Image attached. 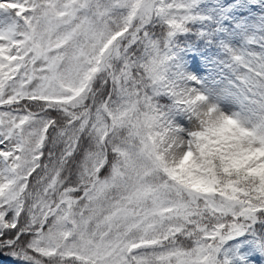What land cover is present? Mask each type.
<instances>
[{
    "label": "snow or ice",
    "instance_id": "obj_1",
    "mask_svg": "<svg viewBox=\"0 0 264 264\" xmlns=\"http://www.w3.org/2000/svg\"><path fill=\"white\" fill-rule=\"evenodd\" d=\"M0 264H264V0H0Z\"/></svg>",
    "mask_w": 264,
    "mask_h": 264
}]
</instances>
